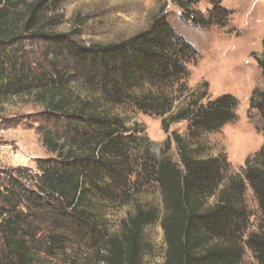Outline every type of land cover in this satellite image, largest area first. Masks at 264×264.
Masks as SVG:
<instances>
[{"label": "trees", "instance_id": "trees-1", "mask_svg": "<svg viewBox=\"0 0 264 264\" xmlns=\"http://www.w3.org/2000/svg\"><path fill=\"white\" fill-rule=\"evenodd\" d=\"M62 1L0 0V113L12 99L31 98L42 108L46 120L39 133L53 156L36 166V212L47 207V212L65 215L62 228L51 231H66L73 242L89 240L95 252L99 243L106 244L109 254L96 264H140L143 231L156 221L164 233L165 264H241L244 247L264 264V143L241 173L227 176L223 157L199 158L179 134L170 132L179 122L187 123L189 140L217 131L235 120L238 100L230 94L209 99L204 90L191 93L172 112L177 98L188 92V64L198 53L165 19L164 0H158V13L144 31L117 43L90 46L81 44L76 34L55 30L62 23L56 14ZM200 1L172 0L182 20L195 27L229 20L220 0H206L211 8L205 15L196 9ZM35 43H42L39 60L31 59L26 48ZM256 62L264 79V58ZM72 82L100 93L101 99H73ZM125 104L160 118L167 135L160 153L105 108ZM249 109L257 114L264 135V84L252 91ZM172 143L177 162L168 155ZM137 169L144 172L143 184L133 178ZM17 174L23 186L32 182L25 170ZM146 183L159 189L162 212L135 205L119 236L104 233L96 224V204L128 203L121 200L131 197L134 185L139 189ZM247 187L260 217L256 230L245 237ZM23 224L17 213L0 207V264L34 263ZM93 231L102 235L87 238ZM63 237L54 240L55 249H62Z\"/></svg>", "mask_w": 264, "mask_h": 264}, {"label": "rangeland", "instance_id": "rangeland-1", "mask_svg": "<svg viewBox=\"0 0 264 264\" xmlns=\"http://www.w3.org/2000/svg\"><path fill=\"white\" fill-rule=\"evenodd\" d=\"M220 1L221 7L230 12L229 20L223 25L213 23L208 27H195L184 22L180 9L172 0H164V16L175 32L198 53L188 64V92L177 98L172 112L181 108L193 92L199 94L205 90L209 99L230 94L238 100L235 120L217 131L189 140L187 123L179 122L170 126V132L179 134L196 150L199 158L223 157L225 174L229 176L241 173L245 162L252 160L264 143L257 114L249 109L252 91L264 84L256 62V58H264V0ZM160 4L158 0H63L56 12L62 23L55 30L76 34V39L85 46L113 44L147 29ZM210 8L206 0H201L196 6L201 15ZM26 48L32 53L31 59H41L42 43L27 45ZM69 93L73 99H101L100 93L87 89L80 82H72ZM105 108L110 115L121 118L127 127L132 128L136 137L146 138L158 153L161 152L167 135L161 128L160 118L144 114L127 104ZM41 112L42 108L31 98L20 97L7 102L0 113V207L24 219L22 226L27 230L29 244L35 252L33 264H96L100 256L109 254L106 244L102 246L103 242L99 243L95 252V249H90L89 240L73 242L66 231H51L62 228L65 215L47 212V207L40 213L36 212L37 195L33 192L39 177L36 166L38 161L53 157L43 146L39 133L46 120ZM168 155L172 161H178L174 143ZM19 170H25L32 178L31 183L25 182V187L19 183ZM137 172L139 174L133 178L137 177L143 184L146 180L144 172L138 169ZM128 194L131 197L121 200L128 203L96 204V224L110 237L120 235L121 223L133 214L135 205L154 207L158 212L163 210L156 185L146 183L139 189L134 185ZM244 199L250 213L246 237L256 230L260 211L249 187ZM213 203L214 198L208 199V205ZM93 232L86 237L96 235L94 238L98 239L102 235L101 232ZM58 236H64L65 240L60 250L53 245ZM141 245L140 264H165L166 245L160 221L144 229ZM97 252L101 255L98 256ZM241 264H258L247 247H244Z\"/></svg>", "mask_w": 264, "mask_h": 264}]
</instances>
